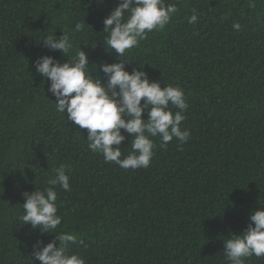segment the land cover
Segmentation results:
<instances>
[{
	"label": "trees",
	"instance_id": "16d2710c",
	"mask_svg": "<svg viewBox=\"0 0 264 264\" xmlns=\"http://www.w3.org/2000/svg\"><path fill=\"white\" fill-rule=\"evenodd\" d=\"M119 3L0 0V264H41L34 245L56 234L23 224V193L53 187L61 164L70 190L54 186L62 217L54 231L75 235L68 252L86 264H228L224 241L264 207V0H165L178 13L124 58L107 48L103 30ZM63 31L69 56L85 50L93 76L106 81L98 66L125 59L129 71L142 66L162 86L179 85L190 139L164 149L153 137L148 168L126 170L92 152L87 129L56 110L50 80L35 71L43 55L69 59L40 43ZM125 135L121 159L131 151Z\"/></svg>",
	"mask_w": 264,
	"mask_h": 264
},
{
	"label": "clouds",
	"instance_id": "9594fccd",
	"mask_svg": "<svg viewBox=\"0 0 264 264\" xmlns=\"http://www.w3.org/2000/svg\"><path fill=\"white\" fill-rule=\"evenodd\" d=\"M178 11L176 4H166L165 0H120L104 20L107 48L124 58L125 52L139 46L149 32L164 29ZM197 19L193 14L189 22L196 23ZM76 28L79 30L81 25L77 24ZM233 29L240 31L242 26L234 22ZM40 43L69 57L61 63L53 55H43L36 60L35 71L50 80L48 91L56 97V110L67 112L69 121L80 129H87L89 149L102 154L105 162H114L126 170L148 168L156 147L153 137H159L160 147L164 149L173 138L181 144L190 139V130L181 127L189 105L179 85L162 86L141 70L142 66L129 71L125 59L98 66L107 76L106 81L93 76L85 50L80 48L74 57L69 56L73 45L64 31L62 36L49 34ZM174 108L177 110L173 111ZM125 133L131 134V151L121 159V145L127 139ZM68 171L69 166L61 164L48 180L53 187L23 193L26 197L24 214L20 216L23 224L39 228L42 234H56L42 249L39 248L42 241L34 245L37 249L34 258L41 264H86L79 254L68 252L67 245L75 241V235L54 231L62 221L54 186L70 190ZM224 244L228 264H246V258L264 256V207L254 209L248 228Z\"/></svg>",
	"mask_w": 264,
	"mask_h": 264
}]
</instances>
